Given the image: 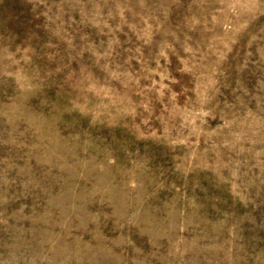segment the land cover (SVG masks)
I'll use <instances>...</instances> for the list:
<instances>
[{
    "label": "rangeland",
    "instance_id": "obj_1",
    "mask_svg": "<svg viewBox=\"0 0 264 264\" xmlns=\"http://www.w3.org/2000/svg\"><path fill=\"white\" fill-rule=\"evenodd\" d=\"M0 264H264V0H0Z\"/></svg>",
    "mask_w": 264,
    "mask_h": 264
}]
</instances>
